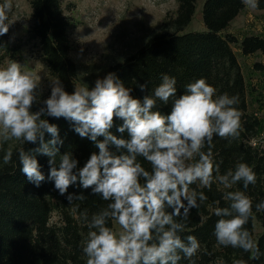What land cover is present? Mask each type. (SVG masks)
Segmentation results:
<instances>
[{
	"label": "clouds",
	"instance_id": "clouds-1",
	"mask_svg": "<svg viewBox=\"0 0 264 264\" xmlns=\"http://www.w3.org/2000/svg\"><path fill=\"white\" fill-rule=\"evenodd\" d=\"M244 2L256 7L257 0ZM12 7V0L0 4V36L9 31ZM176 85L175 77L162 74L161 82L141 100L131 95L132 89L115 73L97 79L92 88L75 86L71 94L56 78L43 106L32 111L41 103L40 77L15 60L0 67V148L13 140L21 145L39 143L28 151L20 147L16 153L29 182L39 187L45 180L37 160V155H43L49 158L48 179L61 195L79 182L83 189L90 188L109 202L90 219L88 209L80 213L89 229L81 242L86 264H179L182 258L191 260L201 244L195 236L182 238L181 233L190 210L208 199L191 185L211 190L214 182L225 189L242 183L246 190L257 183L253 167L244 162L222 174V161H215L212 150L215 137H239L242 113L236 107L238 96L217 95L205 78L187 84L179 96ZM139 87L144 91L147 85ZM170 100V113H162L158 103L166 106ZM44 117L70 121L81 138L95 143L98 152L78 168L71 152L60 154L58 145L63 140L59 128ZM116 118L123 121L117 131L127 132V139L110 131ZM45 134L52 138L45 141ZM12 157L8 148L3 163L9 164ZM140 158L150 164V171ZM67 198L72 202L87 197L81 193ZM223 198L228 206L214 211L219 217L214 228L217 244L250 253L251 260L259 259V246L245 227L253 216L252 198L241 190L226 191ZM255 209L264 211V201ZM109 221L113 227L108 226ZM233 264L246 261L237 259Z\"/></svg>",
	"mask_w": 264,
	"mask_h": 264
},
{
	"label": "trees",
	"instance_id": "trees-1",
	"mask_svg": "<svg viewBox=\"0 0 264 264\" xmlns=\"http://www.w3.org/2000/svg\"><path fill=\"white\" fill-rule=\"evenodd\" d=\"M197 3L198 0H178L173 16L162 24V31L122 62L109 67L106 75L115 73L126 87L132 89L131 95L141 100L161 82L162 74L176 78L178 96L185 92L187 84L199 78H205L208 84L214 86L217 95L227 93L238 96L236 107L242 113L239 137H215L212 150L215 161H222V174L229 169L234 170L238 162H244L253 167L257 183L249 185L246 190L242 183L225 189L214 182L211 190L191 185V188L203 191L208 199L198 209L190 210L181 236H195L201 250L191 260L182 258L179 264H193V261L194 264H233L237 259H243L246 264H264V211L257 212L255 209L257 203L264 201V141L261 139L264 127L260 119L249 112L247 85L232 49V46H238L243 56L264 53V39L247 36L239 42L232 35H223L244 10L242 0H205L201 9L204 31L186 33ZM29 7L30 26L26 42L7 45L8 33L0 36V64L12 60L19 62L22 47L30 43L48 74L53 79L58 78L64 90L71 94L75 90L78 71L70 57L68 31L76 25L66 16L61 0H29ZM256 8L264 10V0H257ZM255 67L261 68L259 65ZM144 84L147 88L141 91L139 85ZM158 107L162 113H170L171 100L166 106L158 103ZM44 118L58 126L63 140V144L58 145L60 154L71 152L79 162L78 168L84 166L93 152H98L95 143L81 138L70 121ZM122 123V120L114 119L110 131L127 139V132L121 134L117 131ZM51 138L45 134V141ZM102 139L98 137V140ZM38 146L39 143H26L11 147L13 157L7 165L3 163V156L9 147L4 144L0 148V264H86L87 257L81 242L86 239L89 229L80 218V213L88 209L90 219L92 213L106 207L109 202L94 195L90 188L83 189L79 182L61 195L54 182L48 179L49 158L43 155H37V160L45 180L39 187L29 182L20 170L16 153L20 147L28 151ZM110 150L115 151L114 147ZM140 161L146 170H151L148 162L143 158ZM58 164L59 156L57 167ZM235 190L245 191L253 200V216L245 227L259 246L261 255L257 260L249 259L250 253L241 249L218 245L214 236L219 219L214 214L215 208L228 206L224 193ZM81 193L87 197L83 201L70 202L67 198L69 194ZM255 225L259 226L258 235L255 234ZM108 226L113 227V222L109 221Z\"/></svg>",
	"mask_w": 264,
	"mask_h": 264
},
{
	"label": "rangeland",
	"instance_id": "rangeland-1",
	"mask_svg": "<svg viewBox=\"0 0 264 264\" xmlns=\"http://www.w3.org/2000/svg\"><path fill=\"white\" fill-rule=\"evenodd\" d=\"M61 1L66 16L76 25L68 31L70 57L78 71L76 86L87 85L92 88L97 79L106 76L109 67L122 62L149 38L162 31V24L173 16L178 0ZM204 1L198 0L186 33L204 31L201 19ZM242 1L244 10L223 35H232L239 42L247 36L264 39V10H258ZM2 3L4 0H0V4ZM12 4V11L8 14L10 25L7 45L25 43L30 26L29 0H12ZM232 49L247 85L249 112L257 116L264 127V53L243 56L238 46H232ZM7 63L0 64V67H6ZM19 63L40 77L42 103L50 96L54 79L40 62L32 44H24ZM256 65L261 68L257 69ZM41 103L34 105L32 111H38ZM18 144L20 142L13 140L5 143V147L11 148ZM116 228L118 230V226ZM259 233V226L255 225V234Z\"/></svg>",
	"mask_w": 264,
	"mask_h": 264
},
{
	"label": "built area",
	"instance_id": "built-area-1",
	"mask_svg": "<svg viewBox=\"0 0 264 264\" xmlns=\"http://www.w3.org/2000/svg\"><path fill=\"white\" fill-rule=\"evenodd\" d=\"M261 139L264 141V133L261 134Z\"/></svg>",
	"mask_w": 264,
	"mask_h": 264
}]
</instances>
